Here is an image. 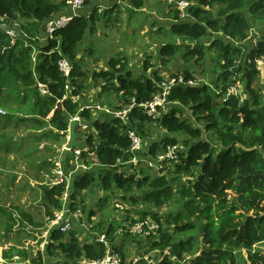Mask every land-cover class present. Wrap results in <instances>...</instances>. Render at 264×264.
<instances>
[{
    "label": "trees",
    "instance_id": "trees-1",
    "mask_svg": "<svg viewBox=\"0 0 264 264\" xmlns=\"http://www.w3.org/2000/svg\"><path fill=\"white\" fill-rule=\"evenodd\" d=\"M93 1L85 0L84 6ZM188 1L189 21L180 20L172 10L170 39L159 46V64L168 65L178 57L186 63L202 62L213 50L214 80L193 87L174 86L169 94L171 108L157 120L135 105L128 125L142 138L145 124L155 122L161 128V141L150 146L149 154L163 145L183 144L187 150L174 176L154 175L145 167L129 172L125 166H115L118 158L128 159L126 124L107 114L94 117L91 109L80 108L88 103L83 97L86 73L79 63V44L100 17L95 4L88 16L78 13L53 39L41 42L38 37L45 20L60 13L66 0H0V16L6 28L15 32L10 35L0 28V107L8 112L0 118V127L10 123L13 126L7 125L9 128L31 129L38 132L36 142L45 138L61 146L71 118L78 114L81 122L76 126V146L88 148L80 159L87 166L96 165L73 179L71 208L81 206L77 191L88 189L97 179L103 190L119 191L132 203L136 198L156 209L166 208L162 214L148 210L140 216L151 215L161 225L160 240L150 244L160 252L157 264H182L186 257L189 264H264V250L257 249L264 245V85L257 83L254 63L256 57L264 56V0ZM143 3L127 0L133 8ZM60 56L72 63L70 93H66V78L57 66ZM141 65L143 72L133 77L128 58L113 56L108 69L94 74L104 80V89L119 95L113 109L132 99L136 104L150 101L158 92L163 77L155 69L153 57L147 54ZM189 70L173 75L183 74L187 80L193 78ZM235 82L243 83L246 97L242 101L225 97ZM39 83L45 84V94L39 92ZM74 95L78 100L72 99ZM182 107L188 109L192 120L181 118ZM82 123L88 124L89 133H80ZM4 134L0 140L7 137ZM4 144L10 148L9 141ZM64 159L66 168L68 160ZM64 188V183L44 187L45 217H53L62 208ZM13 215L10 213L9 220L14 225ZM19 215L32 222L24 212ZM112 226L108 225L109 235ZM105 251L100 244H81L75 230L63 233L53 229L44 256H62L60 264H85L83 259L100 258ZM15 255L43 263V255L33 246L24 250L12 244L0 247V264H22L11 261Z\"/></svg>",
    "mask_w": 264,
    "mask_h": 264
},
{
    "label": "built area",
    "instance_id": "built-area-1",
    "mask_svg": "<svg viewBox=\"0 0 264 264\" xmlns=\"http://www.w3.org/2000/svg\"><path fill=\"white\" fill-rule=\"evenodd\" d=\"M127 0H117V2H122ZM171 10L177 11L178 18L182 21H189L190 15L187 12V8L190 5V1L188 0H167ZM85 0H66L63 13H58L47 18L42 27V35L38 37V40L41 42H46L49 39L54 38V34L57 30L64 28L71 19L78 15L79 11L84 7ZM0 28L3 29L5 33L10 35H15V32L12 29L6 28L4 24V18L0 16ZM235 44H239L235 42ZM255 67L258 70V79L261 81V84L264 85V56H258L254 59ZM57 66L62 75L66 78L65 90L66 93H70L69 87V77L70 72L72 70V63L69 59L64 56H60L57 60ZM163 78L158 82L159 90L153 96L150 101L136 104L134 99L131 102L122 108L109 109L106 106H101L99 104H95L94 106H81V109L86 107L88 109L94 110L95 108L99 109L98 111H102L104 114L116 117L126 124L125 134L129 140L128 147V159L123 161L121 158L116 160L115 166H125L134 168L137 170L140 167H145L152 171L154 175H163L169 172H173L177 165L183 164L182 157L185 156L186 148L180 142L175 144H167L163 145V148L160 151L155 152L154 154H149V149L145 150L144 141L141 134L132 127H128L129 114L137 105L138 108L142 110L148 117L153 120H157L162 115L169 112L171 108V101L169 100V94L171 93V89L174 86L181 87H193L200 85L201 82L197 78L185 79L182 75H173L169 74L166 76H162ZM38 90L41 94H45L47 88L45 84H38ZM234 96L238 98L240 101L244 100L246 97V93L243 88L242 82H235V84L230 85L225 91V97ZM78 95L72 96L74 101L78 100ZM91 105V104H89ZM94 108V109H92ZM8 112L0 107V116H5ZM75 120L77 124L81 122L79 115H75L71 118L70 121ZM86 126L84 123L80 125V132L82 135L85 132ZM69 131L66 132V141L60 147V156L54 159V175L49 179L50 182L47 185H55L64 183L65 188L64 192L61 195L62 208L56 211L53 217H45L44 225L40 228V232L34 233L31 239L34 241H30V243H35L33 246L35 250L40 251V253L44 256L47 238L49 233L53 229H57L60 232L66 233L71 229L72 224L75 222L74 220L80 218L83 214L82 208L80 205H77L76 208H71V204L73 200L70 197V187L72 181V171H66L64 168L63 159L65 155H69L70 161H73L75 168H83L88 170L89 168L96 165L95 162H92L90 166H87L80 159V154L82 151H88L86 146H75L72 149L66 148V142L68 139ZM92 157H94V152H89ZM172 170V171H171ZM135 177H140L139 173L135 175ZM112 204L114 208L121 209L123 204L120 200L113 199ZM91 229L90 234L94 236V243L100 244L105 247L106 251L104 255L100 258H89L83 259L82 261L85 264H124L122 256L119 251L111 248V242L107 236V230H97L96 225H90L88 228ZM95 229H92V228ZM115 232L117 234H130L132 237H136L140 240H144L149 246L146 249L151 248L150 244L152 242L158 241L161 238V225L158 220L153 218L151 215H146V217H141L140 219L134 220L131 223H123L119 225ZM36 239V240H35ZM21 248V247H20ZM24 250H28L27 248H21ZM252 251H254V245L252 247ZM157 253V256L154 257L149 252H144L141 254L134 255L130 258L129 261H126V264H157L161 259L160 252L158 249L154 251ZM1 259V258H0ZM1 261H3L1 259ZM12 262H22V264H37L33 263L29 260H24L19 258V256L15 255L11 258ZM182 264H189L188 258H184L181 261ZM43 264V263H41Z\"/></svg>",
    "mask_w": 264,
    "mask_h": 264
},
{
    "label": "rangeland",
    "instance_id": "rangeland-1",
    "mask_svg": "<svg viewBox=\"0 0 264 264\" xmlns=\"http://www.w3.org/2000/svg\"><path fill=\"white\" fill-rule=\"evenodd\" d=\"M141 12L144 11L136 12L135 16H133V20L130 22V24L136 29H139L141 25V21H140ZM167 13H168V18H170V21H167V26L165 27L166 28L168 27L169 29V25H170L169 23L173 21L174 15L171 14L170 12ZM150 23L151 26L154 25L160 27L159 24L155 22L153 18H151ZM154 29L156 31L158 28H154ZM167 30L163 26H161L160 30L152 34L150 33L148 37L149 38L151 37L153 39V40L151 39V42L153 43H155L156 41L155 39L162 42L167 41L168 39H170V36L167 35L168 32ZM138 36H140V38L143 40V42L142 41L140 42L137 39L138 42L136 47L142 49L140 50L141 52L147 48V47L144 48L146 43V38L143 32L141 33L139 32ZM217 36L219 35H215L214 37ZM147 43H149L148 40ZM203 44L207 45L208 43L203 42ZM208 52L210 55L214 54L213 50H210ZM210 55L207 56L206 59L202 62L191 61L189 63H186L184 60H181L178 57L176 62H172L164 66L158 65L160 69L157 70L161 72L160 75L166 76L169 74H174V72L180 73L183 72L185 69L188 70L191 69V73L193 77L197 78L201 82V84L209 83L212 80H214L215 75L213 74V70L217 68L213 65L214 63ZM134 59L137 60L139 59V57L134 56ZM140 67H142V65H140ZM257 83L258 85H260L261 81L258 79ZM100 94L101 92L98 94V91L97 92L92 91L91 93L92 97H94L95 99L97 95V101L99 105L106 106L107 108L111 109L113 108V105L118 104V97L114 91H109L108 93L103 92L102 95ZM84 102L89 103V101L86 100ZM123 106L125 105H121V108ZM98 110L99 109L97 108L93 110L92 114L94 117L95 116L97 117L99 115V112H97ZM182 111L183 112L180 114L181 118L184 117L192 120L191 115L189 114L188 109L186 107H182ZM85 126L87 129H85L84 134L89 133L91 131L89 127H87L88 124L87 125L85 124ZM16 128H11L10 130L7 129L6 134L3 135V136H7L4 137V139H7L6 141L10 142V148L7 149L8 154H6V156H3L0 153V166L1 168H3V170L0 169V246H4L6 243H10V244H17L21 248H27L28 250H30L31 247L35 245V243H30V241L32 240L34 241V239H31V236H33L34 233L40 232V228L43 225L38 226L39 224H44V220H45L44 199H43L44 187L48 186L47 184H49L50 182L49 179L54 175L53 169L55 165H53L54 162L53 160L56 159L58 155V148L56 147L54 148L53 144H49V143L42 144L36 142L34 134H37L38 132L34 130L25 129L26 131L23 130L24 132H22L21 130H17ZM142 129H143V141H144L145 150H148L150 146H152V144H155L154 142L161 141V138L163 136V131L161 130V128L157 126L155 122L145 124V126L142 127ZM48 140L50 141V139ZM29 153H30L29 157L31 158L27 161L25 157ZM10 154H13V156H10ZM126 168L128 169L129 172H134L135 170L134 168L131 167L128 168V166ZM168 176L169 177L174 176L173 172H169ZM87 190L89 192V195L98 194L103 196L104 194H106L109 196L103 198L102 200L100 199L99 202L96 204L95 208L98 210V213L97 211H94V214L83 212L82 216L72 224V227L74 225L77 226L76 228L79 227L82 228L80 225L83 224H85L86 226H90L91 224L96 222L95 216L99 214V216L97 217H101L99 218L100 221L98 222L100 226L97 227L101 231L104 229L102 227V224L104 222L108 221L110 223L113 222V224H115L116 220H118L117 218L120 216H126V218H124L125 219L124 222L128 221L127 223H131L134 222V220L140 219L141 218L140 216H142V212L144 211L154 210L160 214L165 213L167 211L166 208L156 209V207H152V205L141 202L139 199L136 198H134L133 203H131L128 197H124V199L122 198V196H124L125 194L120 193L119 191L116 190L105 191L101 187L98 179L95 182V184H93V187ZM113 199L120 200L128 204L130 206L129 212L131 213L128 214V211L122 212L113 208L112 207ZM80 203H81V207L83 206L84 209H86L87 203L86 202L85 203L80 202ZM18 210L20 212H24L25 214L29 215L32 222L29 223L27 222V220L22 218L19 215ZM26 212H28L29 214ZM10 213L12 215L14 213L13 215L15 222L14 225H13V220L12 221L9 220ZM118 226L119 225H115L114 231ZM90 229L91 227L88 228L87 230L89 231ZM92 229L95 228L93 227ZM123 236L127 237L128 234H123ZM132 242L134 243L132 249L131 250L128 249V252L126 251L125 254L121 253V255L123 256L122 259L124 264H126L125 262L130 260L127 259L131 258L134 254L136 253L141 254L142 252L149 251V249L146 251H142L146 249L145 247L149 246L144 240H140L136 237H132ZM257 247H258L257 249L259 250L262 251L264 250L263 244H259ZM152 255L156 257L157 253L153 252ZM0 262H2L1 259Z\"/></svg>",
    "mask_w": 264,
    "mask_h": 264
},
{
    "label": "crops",
    "instance_id": "crops-1",
    "mask_svg": "<svg viewBox=\"0 0 264 264\" xmlns=\"http://www.w3.org/2000/svg\"><path fill=\"white\" fill-rule=\"evenodd\" d=\"M143 2L144 3H143L142 7L133 8V7L128 6L127 1H122V2H117V0H94L93 1L92 5L95 4L97 6L96 12H97V14L100 15V17L95 22L94 30L92 32H87L79 44V58H80L79 63L81 65L82 70H84V72L86 73L85 74L86 89H85L84 93L86 94L87 97L85 96V94L83 95V97L86 101H89L87 106H94L95 104H98L97 95H96V99L94 97H92V95H91L92 91L93 92L98 91V94L101 92L100 95H102L103 92H107V93L109 92L108 90L104 89V87H103L104 83H103L101 77H98V76L95 77L94 74L96 72L101 71V70L108 69V61H109L110 57L123 56V57L128 58V60H129V71L131 72L133 77H136L143 72L142 67H140V65H141L140 62H142L143 58L147 54H149L153 57L155 69H160V67L158 66V65H160L159 64V57L160 56H159L158 52H159V46L163 42L155 39L156 41H155V43H153V42H151L152 38L151 37L149 38L148 36L150 35V33L152 34L154 32H157L158 30H160L161 26H163L167 30L168 27L166 28L165 26H167V21H170V18H168L167 12H170L171 14H173V11L171 10L167 0H143ZM160 2L162 4L165 3L166 5L165 4L162 5ZM92 5L88 6V4H86L79 11V14L88 16ZM166 10H168V11H166ZM65 11L62 10L60 13H63ZM139 11H144V12H141V20H140L141 25H140L139 29H136L130 24V22L133 20V16H135V13L139 12ZM151 18H153L154 21L157 22L160 27H157L154 25L151 26V23H150ZM169 27H170V25H169ZM154 28H158V29L155 31ZM138 31L140 33L143 32L145 34V38H146V43H145L144 48H146V47L147 48L141 52H140V50H142V49L136 47L138 40L140 42L141 41L143 42V40L140 38V36H138V33H139ZM147 40L149 43H147ZM134 56L139 57V59H137V60L134 59ZM118 100H119V98H118ZM81 104H83V103H81ZM89 104H91V105H89ZM91 112L93 113V110H91ZM102 114H103V112L100 111L99 115H102ZM1 117L2 116H0V118ZM7 125L13 126V124L8 123L5 126L0 127V134L6 133L7 129L10 130L11 128H13V127L9 128ZM17 130H21L22 132L26 131V130L23 131L22 129H17ZM5 141H6V139L0 140V143H3L0 145V153L3 156H6V154H8L7 149H6V145L4 144ZM50 142L51 141H49L48 139H45V138L42 139L41 141H39V143H42V144L43 143L44 144L45 143L51 144ZM53 147L58 148V154L60 156V147L61 146L53 144ZM30 153L27 154L25 157L27 161L31 158V157H29ZM10 156H13V154H10ZM68 157H69V155L64 156V158H65L64 160H68L67 164H65V167H66L65 169L72 171V174H71V177H72L71 184H72L73 179L76 178L77 176H79L80 174H82L85 169L75 168L73 161H70V158H68ZM0 169L3 170V168H1V166H0ZM92 187H93V185H91L88 189H91ZM70 191H71V187H70ZM107 196H109V195H106V194H104L103 196L98 195V194L97 195H89L88 190L85 189V190L77 191V194H76L77 199L76 200L80 201V202H84V203L86 202L87 203L86 209H82V210H84L83 212L94 214V211H97V213H98V210L95 208L96 204L99 202L100 199L102 200L103 198H105ZM121 202L123 204L122 208L121 209L115 208V209L122 211V212L128 211V214H130L131 213V212H129L130 206L123 201H121ZM112 207L114 208V206H112ZM26 213H28V212H26ZM26 216L29 217V215H27V214H26ZM97 216H99V214H97L95 216L96 222H94L92 225L100 226L98 224V222L100 221L99 218H101V217H97ZM124 218H126V216H120L117 218L118 220H116L115 224H113V222H112L113 226L111 228L110 235L107 233L108 239L111 242V248L119 251L120 254L121 253L125 254V252L126 251L128 252V249L131 250L132 246L134 245V243L132 242V236L130 234H128L127 237H124L123 234L116 235L117 233L114 231L115 225H122L123 223H126V222H124V220H125ZM78 219H76L74 221L76 222ZM107 222L108 221H106L102 224V227L104 228V230H107L108 225H110V222H108V223ZM119 223H121V224H119ZM80 226L82 228H80V227L76 228L77 226L73 225V227H71V229L75 230V232H77V235H79V241L81 242V244H83L85 242H93L94 243V236H91L90 231L87 230L88 226H86L85 224L80 225ZM98 230H99V228H98ZM7 245H12V244L6 243L4 246H0V247H5ZM13 245H17V244H13ZM146 250H148V249H144L142 251H146ZM155 250H156V248L151 247V248H149V251H147V252L153 254V252ZM142 253H144V252H142ZM134 255H137V253ZM129 259L130 258H128L127 260H129ZM61 262H63L62 256H60L59 258H50L48 256L43 258V264H60Z\"/></svg>",
    "mask_w": 264,
    "mask_h": 264
},
{
    "label": "water",
    "instance_id": "water-1",
    "mask_svg": "<svg viewBox=\"0 0 264 264\" xmlns=\"http://www.w3.org/2000/svg\"><path fill=\"white\" fill-rule=\"evenodd\" d=\"M76 126H77V122L75 120L69 122V127H68L69 134L66 142V148L68 149H72L77 145L78 135L76 132Z\"/></svg>",
    "mask_w": 264,
    "mask_h": 264
}]
</instances>
